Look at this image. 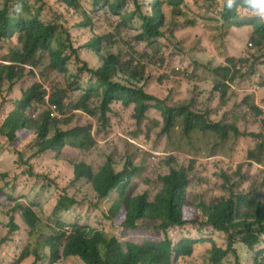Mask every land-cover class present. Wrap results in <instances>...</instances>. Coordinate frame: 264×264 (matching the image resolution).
Wrapping results in <instances>:
<instances>
[{
    "label": "rangeland",
    "instance_id": "obj_1",
    "mask_svg": "<svg viewBox=\"0 0 264 264\" xmlns=\"http://www.w3.org/2000/svg\"><path fill=\"white\" fill-rule=\"evenodd\" d=\"M32 1L40 12V21L45 25L56 26L57 35L66 46L73 43L75 48L80 49L97 37L105 38L100 44L103 47L100 55L87 49L80 51L81 58L88 61L91 67L97 68L102 63L101 56L106 57L110 53L120 55L123 61L132 58L136 62L140 61L146 67L143 78L155 81V86L145 84V89L165 100L167 106L192 103L193 110L206 114L210 121L221 120L235 126L242 133L246 131L260 134V140L253 139L259 143L264 142V83H261L264 74L259 70L263 58L254 49L253 28L247 25L250 14L238 11L237 24H231L222 19L226 0H194L195 4L187 0L185 7L198 8L208 19L188 22L174 16L172 9H163L166 15L164 37L150 45L146 42L135 43L134 38L141 29L139 16H151L153 9L148 12L135 0H80V8L77 10L66 8L59 0ZM122 1L126 6L121 11V16H112L106 5ZM146 1L152 3L154 0ZM4 2L5 0H0V10ZM198 9L195 10L199 12ZM15 47L21 48L18 37L0 41V68L4 63L3 58L9 57L10 50ZM163 58L172 67L174 74L176 70L173 67H181V71L177 70L174 76L159 81L153 68L158 72H167L162 64ZM229 58H235L234 63L241 73L233 82L227 81V93L221 99V94L215 91L218 77L211 69L225 66ZM155 59L158 61L152 68ZM242 59L248 61L243 62ZM48 64V54L39 53L34 70L27 71V76L19 82V86L27 91L28 84L41 82L50 91L45 81L50 74L55 75L57 84L68 85L70 81L67 75L54 74ZM76 66H72L73 72ZM122 78L120 76L118 80L121 81ZM9 85L4 80L0 81V97L6 94ZM23 93L24 91L16 89L11 110H0V264H85L78 257L64 256L63 248L68 241L67 237L74 231L81 234L93 231L91 236L96 232H104L109 237L118 238L122 243H160L164 235L152 234L144 225L127 231L126 220L122 219L123 210L118 216H111V208L119 201L121 193L115 191L108 199L99 200L89 179L75 180L74 167L84 164L96 174L102 166L110 162L117 172H121L132 162L134 173L125 188V195L134 198L149 192L151 201L155 202L164 187L161 177L172 168L180 167L178 163L169 166L165 159L173 154L181 164L189 166L197 157L199 148L212 147L207 146V140H194L192 146L182 144L177 137L170 138L164 131L162 108L148 111L145 118L138 121L135 117V105L114 106L113 103L114 109L107 113L105 119L90 113L63 109L65 115L61 120L58 119V127L65 131L75 127L88 129L91 144L89 148L79 150L66 145L58 152L34 156L35 143L30 132L23 136L22 131H19L16 139L10 142L1 131V125L11 111L20 109L26 115L34 109V105L28 108V104L24 107L16 104L23 97ZM68 93L71 95L72 90L68 89ZM2 102L0 98V105ZM98 104L99 99L87 102L90 108H97ZM36 112L35 110L33 113ZM181 123L182 121L178 126ZM232 133L234 131L230 130L229 137L224 142L225 147L232 141ZM174 148L188 149L171 152ZM205 154L203 153L204 156ZM230 154L237 159L244 156L243 152L235 150H231ZM211 160L210 181L219 180L220 172L232 174L236 169L235 161L224 155ZM252 162L253 166L245 167L251 174L250 181L240 183L241 192L254 197L264 191V170L261 167L264 160L257 153ZM245 175L246 171L243 170L238 180ZM63 199L67 208L59 215H51L59 200ZM262 204L261 209L264 211V198ZM29 205L33 210L27 207ZM195 207L196 204L189 201L184 210L185 215ZM24 215H33L37 221L35 229L26 221ZM57 222L61 225L57 226ZM75 224L82 226L75 230ZM186 226L188 227L169 231V236L171 235L175 243L185 238L190 239L198 233V229L193 230L192 226ZM13 227L17 228L15 233H11ZM43 236L51 238L53 246L58 247V253L53 254L50 247L44 246ZM216 245L222 249L227 248L219 238ZM214 246L212 242L201 245L192 256L183 261L184 264H213L214 262L209 261V252ZM234 247L237 252H230L220 264H237L236 259L240 264H255V260L257 264H264L258 257V252L264 246H257V250L253 251L237 242ZM27 254L29 257L24 258L23 255ZM37 255L40 257L36 262Z\"/></svg>",
    "mask_w": 264,
    "mask_h": 264
},
{
    "label": "trees",
    "instance_id": "obj_2",
    "mask_svg": "<svg viewBox=\"0 0 264 264\" xmlns=\"http://www.w3.org/2000/svg\"><path fill=\"white\" fill-rule=\"evenodd\" d=\"M101 0H97L99 2ZM64 6L71 10L79 8L80 0H59ZM5 8L0 12V41L12 39L19 35L21 48H12L9 57H4L0 68V81L4 80L9 83L10 88L13 84H19L27 71L32 72L33 66L38 63V54L46 51L49 57L48 68L56 75L66 73L67 65L72 59L71 54L65 52L66 45L57 38L56 27L45 26L39 21V14L30 15L29 9L37 10L32 0H6ZM124 7L123 2H119L117 8H112L116 14ZM29 8V9H28ZM239 10L250 11L241 5ZM23 13L21 14V12ZM39 11V10H38ZM224 12H228L230 17L229 23L237 24L239 18L238 11H229L226 7ZM141 30L134 38L135 43L146 42L150 45L155 44L158 39L163 38V30L166 25V17L161 10L156 9L153 17H141ZM247 25L253 28V35L264 41V21H258L251 13L247 19ZM103 39H98L88 44L96 53H100V44ZM133 51L134 47L130 46ZM73 54L77 50L71 47ZM102 57L103 64L98 69L89 68L88 64L77 59L83 64L78 68V73H88L90 77H82L86 91L78 100V92L81 82L80 77H68L69 84L63 86L55 82V75L50 74L45 81L50 87V101L59 107V110L65 115L62 109H70L75 112L90 113L105 119L113 102H121L124 106L135 105L138 121L145 118L146 114L152 108H162L163 117L165 119L164 131L172 135L177 127L180 128L179 138L183 142V136L186 135L188 142L197 140L202 142L203 136L192 139L191 133L197 129L202 131H213L218 134L219 140L224 142L229 137V131L233 130L237 136H248L256 145V140L260 134L240 132L235 126H231L225 122H212L208 116L203 113H197L193 110V104L169 107L165 100H161L145 89L142 85L143 76L146 73L140 61H134L133 58L123 61L120 55L108 54ZM218 76L215 84V91L221 94V99L227 93L226 81L237 79L240 70L234 64V59L229 58L227 65L213 70ZM122 76L119 81L118 77ZM68 89L72 90V94L68 93ZM47 91L41 82H34L29 92H25L23 98L17 103L19 106H26L32 103H44ZM99 99L97 108H90L87 102ZM6 102L3 100L0 110L5 111ZM211 117V116H210ZM182 123L178 126V123ZM69 123V121H67ZM60 122L49 116V111L45 110L39 120L35 121L25 116L24 111L16 109L4 119L1 125L2 133L10 140L14 141L18 131L24 129L32 131L37 136V152L35 155L42 154L48 150L58 151L62 147L68 145L79 149H87L90 147V134L88 129L75 127L70 130H62L58 127ZM232 133V135L234 134ZM239 146L248 147V159L255 160L256 154H260L255 148L246 143H239ZM259 150L264 151V145L258 144ZM175 159H171L169 164H173ZM186 168L174 169L162 176L161 180L164 184L162 191L157 195V200L151 201L150 193L146 192L137 197L125 195V188L133 177V163L130 162L121 173L112 167V163L108 162L102 166L96 174H93L90 167L79 164L74 167L75 180L83 178L89 179L99 200L109 197L114 190H119L121 197L119 201L111 208V216L116 217L124 211L122 219L126 220L125 226L127 231L135 230L140 225L146 226L152 234L162 233L164 239L160 243L148 242L140 245L134 242L126 241L122 243L116 237H109L104 232H96L93 236L91 232L84 234L74 231L67 237V243L63 248L65 257H78L85 264H184L181 257L192 255L198 240L183 239L179 243H175L169 231L171 229H183L189 226L193 230L198 229V233L202 234V239L207 236L209 226L217 238L224 241L227 245L226 249H222L215 245L213 250L209 252V261L213 264H220L229 253L232 246V238L235 236L231 232L233 222L238 220L243 208L249 210L245 212L246 217L251 221L248 227H256L260 233L264 232V211L262 199L264 191L254 196L256 199H248L243 194L239 198L235 194H231L228 199H223L218 206L211 207L206 203L194 202L196 207L186 216L184 210L189 204L188 196L184 191L189 187L191 182V173L185 171ZM250 195V194H248ZM65 199L59 200L58 208L63 211L67 208L64 204ZM125 209V210H124ZM58 210L53 212L56 215ZM24 218L32 228L36 227V219L32 216ZM193 218H197L196 220ZM148 221L147 224L144 222ZM154 224H152V222ZM143 222V223H142ZM199 224L201 227H199ZM58 226L60 224H57ZM198 225V228H196ZM82 225L75 224V230ZM248 227H239L242 233L248 231ZM33 229V230H34ZM17 231L13 227L11 233ZM64 236V234H63ZM44 246L50 247L52 253H58V247L53 246L51 238L43 236ZM29 257V255H23ZM40 255L36 256V262ZM237 264H240L236 259ZM36 264V263H34ZM257 264V261H255Z\"/></svg>",
    "mask_w": 264,
    "mask_h": 264
},
{
    "label": "clouds",
    "instance_id": "obj_3",
    "mask_svg": "<svg viewBox=\"0 0 264 264\" xmlns=\"http://www.w3.org/2000/svg\"><path fill=\"white\" fill-rule=\"evenodd\" d=\"M135 1L139 2L140 5L142 6V8L144 10H147L148 12H150L153 9V14L151 16H143V15H140L139 16V20L141 19V17H153L154 12H155L156 9L161 10L164 15H165V13H164L163 9H172L174 11V16L178 17L179 19L186 20L188 22H201V21H205V20L208 19V17H206L203 14V12L201 10H199L198 8L185 7L187 0H154L152 3H150L149 1H146V0H142V2H141V0H135ZM189 1L192 2L193 4H195L194 0H189ZM122 2L124 3V7H125L126 6V3L124 1H122ZM118 3L119 2H116V3H113V4L108 3L106 5V7H108L111 15L114 16V17L121 16L120 13H121V11L124 10V7H123V9L120 10V11H118L116 14L113 12L112 8H114V9L117 8ZM241 5H243L244 7H246L250 11L251 15L255 19H257L258 21H264V0H226V3H225L224 8L226 7L229 11H232V10L244 11V10H239V8L241 7ZM4 8H5V5H3V8L0 10V12L3 11ZM79 8H80V4H79ZM195 9H198L199 12H197ZM22 13H23V11L21 12V14ZM246 13L247 14H250L248 12H246ZM29 14L30 15H35V14H39L40 15V12L38 10L29 9ZM165 17H166V15H165ZM222 19L224 21H226V22H229L230 17L228 16V12H223ZM39 21H40V17H39ZM41 23L43 25H45L43 22H41ZM141 25H142V21H141ZM45 26H54V25H45ZM54 27H56V26H54ZM165 27H166V25H165ZM56 32L58 34V28L57 27H56ZM15 37H18L19 38L20 36L19 35H16ZM109 37L111 38L112 35H109ZM57 38L59 40H61L58 37V35H57ZM98 39H105V38L104 37H97L96 39H93L92 41L84 44L80 49L75 48L73 43L67 45L66 48H65V52L67 54H71L72 55V59H71V61L67 65L68 71L66 73H64V74H66L68 77H80L79 82H81V85L79 87L80 88L79 91H82V92H85L86 91L87 87H84L83 81H82L81 78L82 77L88 78V77H90V75L88 73H86V72L85 73H78V68L82 67L83 64L78 61L77 56H78V58H80L81 61L87 63L88 66H89V68H91V69H98V68H100L102 66V64H103V61H102V63H100L97 66V68L96 67H91L89 65V62L88 61L83 60L81 58V54H80V51L82 49H87V50H89L91 52H95L92 48L88 47V44L93 43V42H95ZM252 41H253V44L255 45L254 49H256L258 52H260L261 55H262V58H263V60L261 61V63H262L261 66L262 67L259 70L262 71L263 74H264V41L262 39H259L256 36H254L253 33H252ZM71 47H73L74 49L77 50V53L76 54H73ZM102 48H103L102 45H100V52H101V49ZM43 53H47V52L46 51H43ZM97 54L100 55V53H97ZM112 54H114V53H112ZM182 56L184 58L188 59L185 55H182ZM158 59H155L154 60V62L152 64V68H153V65L158 61ZM232 59L235 60V58H232ZM242 61L243 62H246L248 60L247 59H242ZM74 64H76L77 66H76L75 71L73 72L72 66ZM162 64L167 68V72H165V73L158 72V70H156V69L153 68V71L156 72L155 77H158V80L159 81L174 76L177 73V70L178 71H181V67H178V68L173 67L176 70V73L174 74L173 71H172V67H170L169 65H167V62H166V60H164V58L162 59ZM162 64H161V66H162ZM219 67H221V66L213 67L211 69V72L214 75H216L213 72V70L216 69V68H219ZM193 68L197 69L196 66H193ZM237 69L240 70V68H238V67H237ZM228 81H230V80H228ZM233 81H230V82H233ZM143 82L144 83H142V85L143 84H148V85L155 86V81L147 80V79L144 78L143 79ZM261 83H264V77L262 78ZM226 84H227V81H226ZM28 86H29V89L27 91L25 90V88L20 87L19 84H13V86L11 88L9 86V88L7 89L6 94L4 96L0 97L2 100H5V102H6V104H5L6 105L5 106V111L6 110H11V108H12V102H13V97H14V94H15L16 89H20V90L24 91V93H25V92H29V90H30V88H31L32 85H29L28 84ZM227 87H228V85H227ZM46 91H47V95L44 98L45 102L44 103H32V104H29L28 105V108L31 107L32 105H34V109L30 110L25 116H27L28 118H30L32 120L37 121V120H39L40 116H42L44 114V111L45 110H48L49 111V116L51 118H53V119H59V120L62 119V117L64 115L59 110V107L57 105L53 104L50 101V95H51L50 94V91L49 90H46ZM148 93H150V92H148ZM150 94H152V93H150ZM81 95L82 94H80V93L78 94L77 100L80 98ZM47 97H48V99H47ZM18 102L19 101H17L16 104ZM113 103H114V106H117V105L120 106V105H122L121 102H119V103L113 102ZM112 104L110 105L111 111L114 109L113 108L114 106H112ZM152 109H157V108H152ZM152 109H150V111ZM35 110L37 112L36 113H33ZM13 111H11V112H13ZM217 122H223V121L217 120ZM177 128L179 130H177ZM177 128L173 132V134L170 135V138H174V137L179 138L180 128L179 127H177ZM199 130L200 129H197V130H195V131H193L191 133L192 139H194L195 137H198V136H203L207 140V146H212V147H210V148H207L206 147L205 149L199 148V151H198L199 153H198L197 157L191 161V164L189 166L181 164V162L179 161V159L177 157H175L173 154H170L171 156H169L168 158L165 159L166 163H168L169 166H172L173 164L178 163L180 165V167L179 168H174V169L186 168L184 170L187 171V172H189V173H191V182H190V185L186 189V191H184V193H186L187 196H188V200L191 201V202H199L200 204L201 203H206L209 206L214 207V206H218L219 205V202L221 200L228 199V197H230L231 194H235L239 198L241 195L244 194V193L241 192L242 183H240V182L241 181L248 182V181H250V177H251V174L249 172H247V168L245 169V167L253 166L252 160H249L248 159L249 148L248 147L239 146V143L243 142V143H246V144L250 145L251 147L255 148L257 151L260 152L261 158H262V160H264V151L259 150L257 148L258 147V144L264 145V142L259 143L256 140V145H255L254 142L251 141L250 137H248V136H237L236 134H233V139L229 143V145L227 146L228 147V150H226L227 147L224 146V142L225 141L224 142L220 141L219 140V137H218V134L216 132H213V131H203V132H200ZM26 132H30L31 133V136L33 138V142L35 143L34 146H33V148L35 149L34 156H41V155H43L45 153H48V152H51V153L58 152V151L48 150V151H46V152H44L42 154L35 155L36 152H37V145H36L37 136L32 131H29V130H26V129H24L22 131L23 136L25 135ZM179 140L181 141V138H179ZM188 141H189L188 137L186 135H184L183 136V142H181V143L182 144H190V145L193 146V144H192L193 141H192V143H190ZM10 142H13V141H10ZM70 147H72V146H70ZM72 148H75V147H72ZM75 149H79V148H75ZM187 149L188 148H181V149L180 148H174V150H172L171 152H174V151H184V150H187ZM79 150H82V149H79ZM231 150H235L237 152H243L244 153V156L242 157V159H237L236 156L230 154ZM226 151H227L228 154L226 153ZM203 153H206L205 154L206 156H204ZM219 155H224V156H226V157H228L230 159H233L235 161V163H236L235 164L236 165V169H235V171L232 174H230V173L222 174L220 172V174H219V178L220 179L219 180L210 181L209 173L211 172V166H212V160H211V158L216 157V156H219ZM171 159H175V162L170 165L169 164V161ZM201 165H204V167H202ZM112 167H114V166H112ZM261 167L264 170V164L261 163ZM243 170L246 171V175H245L244 178L238 180V178L240 176V173ZM92 172H93V170H92ZM93 174H94V172H93ZM78 181H80V180H78ZM115 191H118L119 192V190H114L113 192H115ZM245 195L248 197V199H255L251 195H248V194H245ZM109 197H106L105 199H108ZM27 207L29 209L33 210V208H32L31 205H29ZM55 210H58V213L56 215H59L61 211L58 208V205L55 206L53 212ZM53 212H52L51 215H53ZM242 212H244V213L240 214L239 219L233 222V225L231 227V232L235 235L231 239L233 244H232L230 250L225 251V253L237 252L236 251V248L234 247L237 242L243 244L244 246H246L247 248H249L250 250H253V251L257 250V246H264V232L263 233H260L259 230L256 227H252V226L248 227V225L250 224V221L251 220L248 217H246L245 212H249V210L246 209V208H243ZM57 224H60V223L57 222ZM239 227H248V231H246L245 233H242V231L239 229ZM205 229H207V231H208L207 232L208 234H207V236H206L205 239H202L203 235L200 234V233H197L195 236H193L192 238L189 239V240H198L199 241V243L195 246V248H198L201 245H203L205 243H208V242H212L213 244L216 245L215 235L214 236L213 235H210V233H212L213 230L209 226H205ZM192 255H189V256H192ZM189 256L181 257V258L183 260V259H187V257H189ZM258 257L264 261V249L258 252ZM255 261H257V260H255Z\"/></svg>",
    "mask_w": 264,
    "mask_h": 264
}]
</instances>
